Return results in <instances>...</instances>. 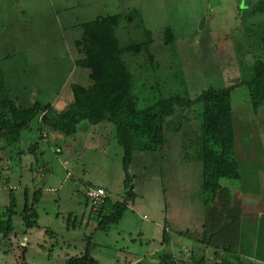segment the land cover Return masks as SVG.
Wrapping results in <instances>:
<instances>
[{"label":"rangeland","instance_id":"obj_1","mask_svg":"<svg viewBox=\"0 0 264 264\" xmlns=\"http://www.w3.org/2000/svg\"><path fill=\"white\" fill-rule=\"evenodd\" d=\"M113 15H120L115 30L121 46H136L123 59L140 109L172 94L187 91L196 98L210 86L248 80L255 60L264 58V0H0V69L17 106L66 110L74 84H93L91 70L77 64L83 54L75 42L83 37V24ZM168 30L174 38H166ZM232 100L236 142H264V104L254 110L246 85L233 90ZM196 109L180 117L179 130L166 125L158 149H134L128 173L124 149L108 122L82 121L67 134L44 124L40 115L1 137L0 216L11 191L18 213L10 238H0V264H65L87 246L102 264H162L166 253L181 262L193 253L205 256L207 264L250 261L235 254L241 181L223 178L228 192L214 198L204 193L199 147L189 145L202 132L201 106ZM90 186L104 187L114 202H127L120 223L98 226L86 198ZM37 189L38 223L24 235L25 191L31 199ZM204 217L207 241L226 240L228 249L198 240ZM19 240L28 245L22 262Z\"/></svg>","mask_w":264,"mask_h":264},{"label":"trees","instance_id":"obj_2","mask_svg":"<svg viewBox=\"0 0 264 264\" xmlns=\"http://www.w3.org/2000/svg\"><path fill=\"white\" fill-rule=\"evenodd\" d=\"M119 21L120 15H113L83 24V37L75 42L83 54L77 64L91 70L93 84L89 87L74 84L73 101L60 113L54 111L50 105L36 104L29 109L17 106L7 92L0 69V138L21 131L40 115L44 124L67 134H74L77 125L82 121L91 124L108 122L114 126L116 139L124 149V166L128 173L134 149L141 151L158 149L165 143L166 125L169 124L179 130L181 128L179 122L182 121L180 117L186 112L197 110L196 106L200 105L202 132L199 136L193 137L195 140L191 139L189 145L199 147L198 160L203 165L204 193L214 198L222 191L220 194L222 196V193L228 191L221 184V179L241 178L240 163L235 154L233 90L246 85L254 110L264 104V58L255 60L252 75L248 80H240L227 87L210 86L196 98H192L187 91L172 94L140 109L138 97L134 92L133 76L123 59L124 53L129 50L136 51V46L133 44L121 46L115 30ZM145 32L151 37L150 31ZM166 38H174L169 30ZM36 144H32L31 150ZM10 195L11 203L3 216H0V236L4 239H9L14 232V216L18 213L14 192L11 191ZM133 195L131 192L127 193L129 198ZM40 197L41 190H35L31 199L29 190L25 191V203L20 212L24 234L37 226L36 205L40 202ZM87 200L90 203L88 198ZM208 200L211 198L207 197L206 202ZM127 209V202H114L108 197L96 211L100 219L98 226L104 228L109 224L120 223ZM223 242L222 247L228 249L226 240ZM18 246L22 251L19 261H25L28 245L19 241ZM161 258L162 264H207L205 256H192L185 262L177 260L173 254L166 253ZM221 263L227 264L225 261ZM65 264L102 263L91 254L87 246L82 254L69 257ZM239 264L252 263L240 261Z\"/></svg>","mask_w":264,"mask_h":264},{"label":"crops","instance_id":"obj_3","mask_svg":"<svg viewBox=\"0 0 264 264\" xmlns=\"http://www.w3.org/2000/svg\"><path fill=\"white\" fill-rule=\"evenodd\" d=\"M233 123L235 131V119ZM241 131L243 133L245 128H242ZM241 140L240 143H237L235 134V154L241 168V178L238 180H240L242 184L241 190H239V229L237 230L238 237L236 239L237 248H235V254L243 255L250 260L247 262H251L252 264H264V142L262 138L256 140V143L254 138H247V141L245 138ZM237 151L241 159H239L240 157ZM249 160L251 161V166L249 170H247L249 167ZM243 167H245V169ZM224 187L227 188L228 186ZM214 223L217 225L219 224L215 220ZM215 224L212 227H214ZM208 228L207 218L204 217L202 230L203 238H199L198 240L204 244L216 247L218 243L221 244V241L213 243L211 241L208 242L207 238L210 234ZM188 233L189 232H185V234ZM0 238L4 241L8 240L1 236ZM168 240V238L164 237L163 242H169ZM19 241L21 242V240ZM21 243L24 244V242ZM192 256H195L194 253L191 257ZM215 257L217 262H219L217 253Z\"/></svg>","mask_w":264,"mask_h":264},{"label":"built area","instance_id":"obj_4","mask_svg":"<svg viewBox=\"0 0 264 264\" xmlns=\"http://www.w3.org/2000/svg\"><path fill=\"white\" fill-rule=\"evenodd\" d=\"M86 196L91 203L93 211H97L109 197L106 189L101 186H90L86 191Z\"/></svg>","mask_w":264,"mask_h":264}]
</instances>
